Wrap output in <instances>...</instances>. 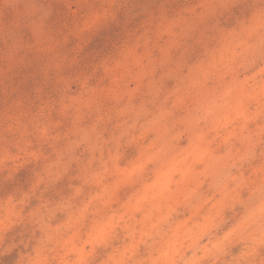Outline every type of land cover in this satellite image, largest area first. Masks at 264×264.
Listing matches in <instances>:
<instances>
[{
  "label": "clouds",
  "instance_id": "obj_1",
  "mask_svg": "<svg viewBox=\"0 0 264 264\" xmlns=\"http://www.w3.org/2000/svg\"><path fill=\"white\" fill-rule=\"evenodd\" d=\"M0 264H264V0H0Z\"/></svg>",
  "mask_w": 264,
  "mask_h": 264
}]
</instances>
